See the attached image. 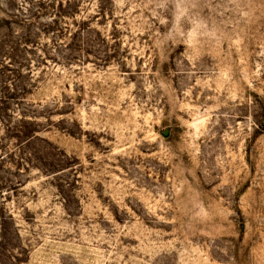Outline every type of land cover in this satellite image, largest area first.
I'll list each match as a JSON object with an SVG mask.
<instances>
[{"label":"rangeland","instance_id":"obj_1","mask_svg":"<svg viewBox=\"0 0 264 264\" xmlns=\"http://www.w3.org/2000/svg\"><path fill=\"white\" fill-rule=\"evenodd\" d=\"M0 0V264H264V0Z\"/></svg>","mask_w":264,"mask_h":264},{"label":"trees","instance_id":"obj_2","mask_svg":"<svg viewBox=\"0 0 264 264\" xmlns=\"http://www.w3.org/2000/svg\"><path fill=\"white\" fill-rule=\"evenodd\" d=\"M66 5H68L69 3H65ZM63 2L61 1H58V0H51L49 1V4H48V8L51 9L52 13H53V16H50L51 20H52V23H56L57 24V21H56V18L61 16V13L63 12L64 10V5Z\"/></svg>","mask_w":264,"mask_h":264}]
</instances>
